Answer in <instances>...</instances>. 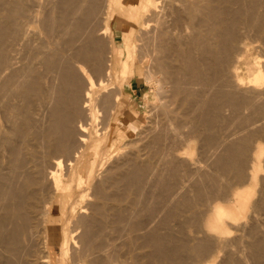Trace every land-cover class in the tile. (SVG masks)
I'll return each instance as SVG.
<instances>
[{"label": "bare ground", "instance_id": "1", "mask_svg": "<svg viewBox=\"0 0 264 264\" xmlns=\"http://www.w3.org/2000/svg\"><path fill=\"white\" fill-rule=\"evenodd\" d=\"M34 1H36V0H34ZM92 1H94V0H92ZM162 1H164V0H162ZM195 1L196 2L190 1L191 3L188 5L189 8H188L187 13L190 15V17L192 15L193 17H191L190 19L194 20L193 18H195L197 16V14L202 12L204 14L203 18L200 15L199 16L201 18L200 17L199 18L202 20V23L205 22L206 24H208V30L205 31V32H202L203 30L200 31L199 27H198V29H197L194 37L192 38V40L191 41L190 40L187 41L188 43H185V45L183 47H179L177 44H176V47H174V46H172L173 44L171 43L172 44L171 45L172 46V50H174V52L171 50L174 53V54L171 53V55H172L171 57L173 58V55H174V57H175L174 59H176V61H180V67L176 68L177 65H174V66L172 65V66L174 68H176L177 71H178V68H180L179 70L182 71L181 72L182 74L177 73V72L176 73L180 74L181 78L184 75L185 76L184 78L185 79L187 78L186 82L188 83V85L189 84H191V85L195 84V85L198 86L197 89H196L197 92L193 91L194 93H196L195 97H194L195 94L193 92L190 93V94L187 93L188 95L186 93H183L185 90L182 92V94L188 96L187 98H184V99H186L185 100L186 103L183 102L184 103L183 106H186V104L195 101L196 109H195V106H194L193 111L191 113L190 112L188 113L189 115L191 114L189 120L185 119L186 117L184 118L183 113L184 112L186 113V111H184L183 113L181 112L183 116L179 115L180 114L179 111H182L183 110L182 108H184V107H182L181 110L178 111L179 114L176 113V109L174 111H172V112H174L173 114L179 115V118L177 117V115H176V117H174V118H178L179 119V120L177 119V122L175 121V123L178 124V125L181 124L180 125L181 127H183V126H186V127H184L185 128L184 131H183L184 135L181 134V133L178 135V136H180V135L184 136V137L180 136V137H182V139L184 138L183 140L180 138V140L182 142L180 141L181 143H179V144H181V145H179V146H177L175 148L171 147L173 149V153L172 154L170 153V154H171L172 157L173 156L174 157H182V158L190 157V159H192L191 156H192V152H193V148H194V143H195V141H197V139L204 138V139H206L205 141H206L207 144H211L210 143L211 142L210 133H212V132H210V131L213 128L212 127L213 123H211L212 124V126H211L210 122H211V117L212 116L211 117L209 116V113H208V112H210L209 110H213V111H211V113H215L216 115H218L220 113L222 107H223V109L225 107L226 108L229 107L232 110L233 109L234 110H239L241 112L243 111V110H240L241 108L242 109H250L252 112H251L250 115L248 113V116L245 117V120L252 121L250 123H253V121L256 122L257 120L258 121L262 120V122L259 124L261 126V130L259 132L260 133L259 137L260 136H264V67H263V65L259 64L260 62L258 60H256L255 57H251L252 53L251 54L249 53V47H248V45L251 47V45H250L251 44V40H252L251 38H253L252 32H251L252 35L250 34L251 38L249 37V33L248 32H250V30H253L254 34L256 35V37L254 38L255 42H256L257 38L258 39H260V38L263 39L262 37L264 35V12H261V9H262L261 7H264V0H205L203 2L201 0L200 1L195 0ZM1 2H3V0ZM6 2L7 3L9 2V4L11 6L8 7V9L6 11L4 10L5 13H2V12L0 13V142H1L0 146H1V148L4 147L2 150L8 149L10 151V154L7 155V157H9L11 155V161H10V163L8 162V164H9V171H7L8 173L7 174H3V172H2V174H0V264H25V263L27 264L28 263L27 261H29L30 260L29 258H31L33 255L30 257V255H29L30 252L28 253V256L26 255L27 253L25 254L24 249L26 248V246L24 247V244H21V242L25 238V235L23 233H25L28 230V226L31 225L33 219H37L36 220L37 222L35 221L34 226L36 227V225L38 224L37 227L40 226V228H41L40 234L42 233V240H43L42 243H43V247L45 248V255L41 256L42 258L40 259V262L43 263V264H50V255H49L48 250L46 249V241H47V223H48V220H49V216L48 215H49L50 210H51V197H49V195H50V194H48L49 192L47 193L48 195L43 194V192H45L44 191V189H45L44 185H45L46 180H50V183H51V186H52V194L55 193V192L64 193V192L72 191L71 187H70V183H68V185L65 186V185H63V182H62V179H61V172L63 170L62 168H64L63 167L64 158H66L65 160L68 161L67 164L71 166L70 168H68L69 175L71 176V180L74 177L77 176L75 178L76 179V188L80 190V193L75 198H74V195H72V197L70 199L71 201L69 202V205H68L69 207L67 209V212H62L61 210L59 211V213L62 216V223H61L62 225H61V228H60L61 229V233H60L61 241H60V245H59L60 248H61V260L64 261V262H67V264H69V260H68L69 253L68 252H69L70 245L72 244L71 240H74V238L75 239L78 238L80 240H77V241L78 242L80 241V243L82 245V249H81V245L79 243V246H80L79 252L80 251L84 252V253H82V252L79 253L77 250H75L76 248L74 249L76 251V253H74V255L79 253L78 255H75V257L80 255L79 258H81V259H79V260L77 259L79 264H82V262L84 260H88L90 262V263L88 262L89 264H98V263H100V264H113L112 262H110L111 261V258H109L110 256L108 257L109 259L107 257L104 258V259H107L109 261L105 260L103 262V260H104L103 257L100 260L101 257L98 258V256H97L98 253L96 254V251L100 249L101 244H102V242L100 243V241H97V239L99 240L98 237H100L98 235L101 234V233L99 234L98 232H99V230L101 232L102 228H100V229H99V227H98V229H97V227L95 228V224H94L95 222L94 221H96V220H93L94 219L93 217L91 219L92 222H90L91 220L88 219L89 220V224L87 223L88 221L86 222V220H85L87 218L84 217L85 218L84 219L83 216L81 218H79V219L76 218L75 219L76 221H72L73 223L75 222L74 225L72 224L73 228L71 226H69V223H72V222H70V217L75 216V214L77 212H79V213L81 212V213L86 214L85 213V209L87 207L85 206V203L87 201L84 203V205H83V202L85 201L86 196L89 195L86 192V189H88L89 187L85 188L87 186V185L85 186V184L90 182L94 178V176H96L95 175L96 171H98V170H100L102 168L104 169V167H103L104 166V162H105V160H107L108 157H110V153L114 149V145H115L114 137L116 135L120 136V137L124 136L123 129L121 127L125 123L126 120L124 119V114L119 112V111L117 112V110H116V104L119 103V96L118 97L115 96V98H114L115 103H114V102H110L109 101L110 98H112V97H109V99H108V97H106V96H108L109 94L108 95L106 94L105 98H106L107 102L109 101V103H107L105 101L104 102L109 105V106L107 105V107H106V104L104 105L105 107L103 106V102L102 101L105 100V99H103L102 101L98 100L99 99L98 96L100 97V99L102 98V96H100V94H99L100 92L104 93V91H105L107 93V92L110 91L108 89L111 88L109 80L105 79V77L106 78L110 77L111 73L114 74L115 76H116V73H119L121 76H126V74L128 72V69H129L130 58L132 57V54L134 53L133 52L134 51V49H133V47H134L133 41H131L129 36L123 34L122 35V42H121V44L123 43V46H122L121 49L119 47L120 45L116 47V52H117L116 54L118 55V58H117V61L114 62V60L112 59V56H111V51H110L111 48H112V42H113L112 29H111V23L110 22H113L114 17H115V15H117V13H121V14H123L124 17H119L118 21L115 22L116 23L115 25H118L120 27L124 23V19L132 21V19L135 18V16H136L138 11H140V10L144 11V10H147V9L155 6L156 5L154 3L155 0H107V10L105 12L104 21H103V24H102L101 31L98 32L101 35H103L104 38H107L106 40H108L107 44H108V47H109V54H108V61H107V63H105L106 66L103 63V62H105V60H101V57H100V56H102L101 53L99 55V52L101 50H98L99 49L98 48L99 47L98 44L100 45V42L97 44V42H95V41L94 42L92 41V43L90 41V43H91L90 46L88 44H87V46L86 45L82 46L83 44L80 41V40H82L81 39L82 37L80 36V33H81V35H83L84 33H82V32H85V30H83V31H81L79 33V30L81 29V26H82V24H81L82 22L81 23L80 22H76L75 24H73L72 26L74 28L71 27V25L69 27V24H68L69 29L66 27L67 30H71L70 28H72L73 31H75L73 33L72 30H71L72 34H70V32L68 31L69 34H70L69 36H72L73 34H76V35H79V36L75 35L77 38L75 36H72V37H69V39L67 38L68 40L67 39L66 40H62L61 42H59L61 39L52 40V37L49 34L50 32L49 31L47 32V30H51L52 27H50L51 28L50 29L47 26V29L45 31V34L46 33L47 34H46V39L44 40V42H42V43L37 45V41H35L36 42V43L34 42L35 44H33V43L31 44L32 40L30 39V35H29V38H27V35L29 33H31V31L29 30L30 32L27 33L26 30H25L26 27L24 29H22V24L24 22L22 24L19 23V22L22 21V20L20 21V17L22 15V10H23L22 3L23 2L21 3V0H6ZM6 2H4V3H6ZM67 2L70 3L69 0ZM214 2H216V4ZM29 3H31V2H29ZM37 3H38V0H37ZM37 3H36V8H37ZM93 4H91V7H92ZM27 5H26L25 8H27ZM4 6H2V7H4ZM29 6H31V5H29ZM122 6H127V9H123ZM159 6H161V5H159ZM96 7H97V5H96ZM163 7H165V5ZM31 8H32V6H31ZM71 8H72V6H71ZM162 8L160 9V7H159L160 10H162ZM66 9H67V5H66ZM78 9H79V7H78ZM76 10H77V8H76ZM94 10H95V8H94ZM96 10H97V8H96ZM155 10H153V11H155ZM0 11H1V9H0ZM33 11H34V9H33ZM30 12L31 13H35V12H32L31 10H30ZM76 13H77V11H76ZM76 13H73V14H76ZM157 13H159L158 10H157L156 14ZM163 13H164V11L162 12V14ZM90 14H92L91 11H90L89 15ZM25 15H26V13H25ZM65 15L66 14L63 13L61 18L58 17L60 19V21H59L60 22L59 24H61L60 27H62L64 25V23H65V21H66V19L68 17V16H65ZM33 16L35 17V15H33ZM95 16H96V14H95ZM151 16H149V17H151ZM34 17H32V19ZM154 17L153 18L155 20L156 16L154 15ZM82 19H84V18L82 17ZM151 19L152 18H150L149 20H151ZM200 19L198 21L199 24L204 25V23L202 24L200 22L201 21ZM35 20H37V19H35ZM162 20H163V18H162ZM39 21H40V19H39ZM44 21H45V19H44ZM56 21H58V20H56ZM41 22H43V21H41ZM84 22H86V21H84ZM148 22H150V21H148ZM154 22H156V21H154ZM67 23H71V21L70 22L67 21ZM143 23H147V22L143 21ZM157 23L159 24L160 20L158 22V19H157L156 24ZM24 24H27V23H24ZM24 24H23V26H26ZM34 24H36V23H34ZM46 24H47V22H46ZM50 24H52V23H50ZM162 24H163V22H162ZM140 25H142V23ZM147 25H148V23H147ZM156 26H157V28H159L158 25H156ZM162 28L164 29L165 27L163 26ZM201 28H202V26L200 27V29ZM40 29H42V28L40 27ZM82 29H84V28L82 27ZM159 31H160V29H159ZM163 31L164 30L161 29L160 33L163 34ZM167 31H164L165 32L164 35H166ZM90 32H92V31H90ZM167 34H168V32H167ZM33 35H34V33H33ZM89 35H86V36L89 37ZM41 36H42V34H41ZM161 36H163V35H160L159 37L161 38ZM39 37L40 36H38V38ZM78 37L80 38V40H78L79 39ZM40 38H42V37H40ZM72 38L76 39V42H75V40L72 41L73 40ZM90 38H93L92 34H91ZM160 38H158V39H160ZM165 38H166L165 36L163 38H161V43H162V41L166 42ZM189 38L191 39L190 36H189ZM167 39H168V36H167ZM30 40H31V42H29ZM35 40H38V39L36 38ZM77 40H78V42L79 41L80 42L78 43ZM71 41H72V43H70ZM165 42H164L163 46L161 44L162 48H161V46L159 47L160 51L162 49V52H164L163 47L165 46ZM258 42H256V43H258ZM76 43H78V44L81 43V45H79V48H78V45H76ZM73 44L76 45L74 48L71 47ZM102 44H103V42H102ZM17 45L18 46L19 45L22 46V48L18 47ZM167 45H168V47L170 49L171 46H169V44L166 43V47H167ZM164 49L166 50V48H164ZM262 51H264V50H262ZM105 52H108V51L105 50ZM166 52L169 53L167 50H166ZM258 53H260V52H258ZM21 54H22L24 63L19 62V64L22 63V65L20 64L21 67L19 66V68H17L16 66L13 65V63H14V61L17 62V59H18V57ZM160 55H162V54H160ZM160 55L156 56L158 61L160 60ZM164 55L161 56V57L163 58ZM167 58L168 57L166 55V59ZM177 58L179 60H177ZM256 58H257V56H256ZM103 59H106V58H103ZM163 59H165V58H163ZM152 60H155V59H152ZM158 61H156V62H158ZM72 62L74 63V65L72 64ZM161 62H162V60H161ZM114 63L117 65L116 71H113ZM160 63L158 62V65H160ZM163 63L164 62L161 63V66L166 67L167 63H164V65H163ZM71 64L74 67L76 66L78 71L81 73V74L80 73L79 74L84 77L85 83H80L82 81L78 78L79 76L76 73L77 70L75 71V69L72 67ZM85 64H89L90 65V69H87L88 67H86ZM176 64H179V62L178 63L176 62ZM156 66H157V64H156ZM161 66H158V67L162 68ZM167 66H168V64H167ZM174 68L173 69L171 68V69L173 71H175L176 69H174ZM91 69L93 71H91ZM163 69H164L163 71L166 73L165 70L167 68L166 69L163 68ZM172 70L170 72H172ZM159 71H161V69ZM163 71H162V73H164ZM165 73H164V75L167 76ZM149 74L150 73L147 74L149 77L147 75L146 76H147L148 80L149 79L152 80L153 76L151 77L152 78L151 79ZM165 76H164V78H165ZM20 77L23 78V80L20 79L21 81H19L18 78H20ZM181 78L179 76L180 80H181ZM56 79L59 80L58 85H56V83H55ZM165 79H168V77H166ZM175 79H177V77H175ZM179 79H177V80H179ZM185 79H183V80H185ZM186 82H185V84L187 85ZM191 85L189 87L188 86L186 87V89L189 88L188 92H189L190 89L194 88V87L192 88ZM178 90H180V89H178ZM194 90H195V88H194ZM185 92H187V90ZM111 93H110V95H111ZM116 93L118 94L119 92H116ZM178 93H180V92H178ZM114 94L115 93L113 92V95ZM14 96H16V97L18 96L21 99V102H18V103H21L20 106L17 105L18 107L15 106L16 104L14 105V104L10 103V100ZM103 96H104V94H103ZM32 99H34V101H32ZM17 100H18V98H17ZM111 100H113V99H111ZM32 103L34 105L36 104L39 108H41L42 116L43 115L46 116V117L44 116L46 118V120L44 119L45 122H42V123H45V125H40L39 124V127H37V128L35 127L36 129H32L31 128L32 124H31V117H30V108H31ZM110 104L111 105L114 104V106L113 105L111 106ZM193 104H194V102H193ZM100 105H101L102 109L104 108V110L101 112V114L104 111L106 113L107 110H105V108H109L111 106V109L108 112L109 115L106 116V118H105V120H107V122H108L107 124L111 125L110 131L109 130H104V128L102 129V131L100 129L95 128L94 129L95 135L93 137H89L88 136V125H98V124H102L103 121H104V120H101V119H104V116L100 115V110H102L100 108ZM180 105H181V103H180ZM188 106H186V107H188ZM167 107L168 106H166V108ZM185 109H187V108H185ZM188 109H190V108L188 107ZM163 110H165V109H163ZM39 111H40V109H39ZM194 111L196 112L194 114L195 116L197 115L196 117L193 115ZM217 111H219V113ZM239 111H238V113H239ZM246 111H248V110H245L243 113H245ZM82 112H84V114ZM168 112L166 114V117H167V115L170 114L171 115L170 118H173L172 114H171L172 112L170 111L171 113L169 112V114H168ZM108 113H106V114H108ZM211 113H210V115H212ZM162 114L165 115V112L162 113ZM102 115H104V114H102ZM111 115H113V116L111 117ZM76 116H79V117L77 118ZM180 116L183 117V119H181V121H180V118H181ZM74 117H76V121H77V122L75 121L76 122V127L75 128L72 127L73 123H74ZM107 117H109V118L107 119ZM41 118H40V120H41ZM163 118H164V120L167 121V118H165V117H163ZM174 118L172 119L173 121H174ZM187 118H189V117H187ZM214 118H216V117H214ZM242 118H244V117L242 116ZM8 120H11L9 122H11L10 124H12V126L10 128L8 127L9 129L6 127V123L8 122ZM122 120H123V122H121ZM172 120H170L169 122H171ZM182 120L185 121V122H186V120H188V121L185 124V122L183 123ZM161 121H163V119ZM212 121H214V120H212ZM37 122H39V118H38ZM169 122L168 123L166 122V124H168V126L172 125ZM179 122H181V123H179ZM166 124H165V126H167ZM173 124H174V122H173ZM222 124H224V123H222ZM174 126L172 125L173 128L177 127V125L175 127ZM209 126L211 127V129H210ZM104 127H106V126H104ZM223 127H225V126H223ZM173 128H172V130H173ZM179 128H176V129H179ZM162 129H163V127H162ZM169 129L171 130V127ZM209 129H210V131H209ZM258 129H260V128H258ZM160 130H161V128H160ZM166 130H167V128H166ZM181 130H183V128ZM162 131H164V130H162ZM177 131L179 133L180 129L176 130V132ZM173 132H175V131H173ZM178 133H176V134H178ZM234 133L235 132H233V134ZM251 133H253V132H251ZM163 134H164V132H163ZM173 134H175V133H173ZM221 134L223 135V132ZM244 134H245V132H244ZM9 135L10 136L12 135V137L15 136L16 140L12 139V137L10 138ZM175 135H174V138L176 139L177 135L176 136ZM256 135H258V134H256ZM165 136L166 135H164V137ZM178 136H177V141H176L175 144H177L178 141H179L178 140V138H179ZM255 136H254V138H255ZM157 138H159V137H156V139ZM256 139H255V141H257V142L254 143L255 145L253 147V150H252V152L249 151V153L251 152V154L248 155V156H251V160H249L251 162V166L248 165L249 168H250L249 171L243 172V171H245V170H243L244 167L242 165L243 163L241 162L242 161V157H244V156H242V154L245 153L243 149L240 151V154H239L240 157L238 158L239 160H236L238 155L236 156V159H235L236 161L234 159H232V158H235V156L233 154L231 155L232 158H229L230 160H228L229 161V162H227L228 164L226 163V159H228V156L230 154L226 157V159L224 158L225 161L222 160V161H224L226 163V166H225V163H223L224 165H222V166H225L227 168H230L231 166H233V168H236L238 170V173L236 174L234 172V169H232L233 172L236 174L237 178L240 179L244 175V173H247V175H244V177L246 176L249 186L248 185L247 186H243L242 189L236 190L233 193L231 192L232 193L231 194V198H229V199L232 201V203L230 205L218 204V202H217L218 200L216 201L217 204L215 203L212 206L210 205L211 207L208 210L209 211L208 217H207V214H206L205 216L207 217V219L205 220L203 218L205 222L201 221L203 223V225L202 224L201 225L204 226V229L206 231L204 233H207L211 237H216L217 239H219L221 237L224 238L223 236H225L227 234V232H229L228 231L229 227L237 228V227H239L238 225H240L241 222H242V224L240 226L243 225V221L247 222V221H245L246 219L244 220V218L246 216V213H247L249 207L251 206L250 201H251V195H252V190H253L252 186L256 187L255 184H257L258 177H259L257 175V171L261 168L262 161H264V143L260 142L261 140L258 141L259 139L258 140H256ZM76 142H78V145L76 146V149H74ZM201 142H202V139H201ZM233 142H235V141H233ZM230 143L232 145V142H230ZM245 143H246V141H245ZM163 144H165V143L163 142ZM247 144H248V141H247ZM241 146H243L242 148H244V144L241 145ZM167 147H168V145H167ZM206 147H207V145H206ZM229 148H230V152L232 153V151H233L231 149L232 147H228L227 150H225V153H227L229 151ZM121 149H123V148H121ZM172 149L171 150L169 149V150L172 151ZM246 151H248V149ZM6 152H5V154H6ZM88 152H91L92 156H91L89 162L87 164H85L84 160H85V156H86V154ZM165 153L168 156V153L164 151V154ZM233 153H234V151H233ZM246 154H247V152H246ZM49 157L53 158V160H54L53 161L54 165H52V168H49V165L45 166L47 163L45 165H43L46 162L45 159H48ZM168 157H170V156H168ZM174 157L171 159L172 161H173ZM9 159H10V157H9ZM243 159H245V158H243ZM6 161H8V160L6 159ZM172 161L170 163H173ZM159 164H157V165H159ZM221 164H219V165H221ZM154 165H155V163H154ZM154 165H152V166H154ZM141 166L142 165H140V167ZM161 166H162V164H161ZM6 167H8V166L6 165ZM43 167H45V170H46V168H48L46 170L47 173H45V170H43ZM145 168L146 167H144V169ZM246 168H248V167L246 166ZM3 169H5V168H3ZM149 169L150 168H148V170ZM202 169H204V168H202ZM83 170H85V172H86L85 177L82 175V171ZM164 170H166V168ZM229 170L231 171V169H229ZM237 170H235V171L237 172ZM43 171H44L45 175H44ZM138 171H139V169H138ZM179 171H180V169H179ZM154 172H155V170H154ZM163 172H162V175H163ZM96 173H99V172H96ZM158 174L160 175V173H158ZM222 174H223V172H222ZM235 174H234V176H235ZM177 175H178V173H177ZM262 175H261V177H262ZM210 177H209V179H210ZM236 177H234V178H236ZM157 178H159V177L157 176ZM232 178H233V176H232ZM188 180H189V178H188ZM242 180H244V178ZM181 181H182V179H181ZM235 181H238V180L235 179ZM262 181H261V183H262ZM238 182H237V184H238ZM47 183H46V187H48ZM209 183H211V182H209ZM244 183H245V180H244ZM143 184H145V183H143ZM219 185H220V183H219ZM210 186L212 187V185H210ZM232 186H233V184H232ZM92 188H93V185H92ZM49 189H50V187H49ZM49 189H48V191H49ZM226 189L227 188H225V190ZM220 190H222V189H219V191ZM95 191L97 193H99V195L96 194V196H95L94 192H93L91 197L99 198L100 196H102V198H104L103 195H105V194H103V192H101V191L99 192L97 190H95ZM204 192H206V190ZM100 193H102V194L100 195ZM159 194H160V192H159ZM220 194H222V193H220ZM45 196L46 197L48 196L47 199L45 198ZM137 196H140V195H137ZM72 198H74V199H72ZM88 198H89V196H88ZM206 199H208V198H206ZM93 200H91V201H93ZM101 200H103V199H101ZM175 201H177V200H175ZM224 201H226V200H224ZM93 202L96 203L97 201L96 202L93 201ZM260 202H262V201H260ZM228 203H230V202H228ZM96 204H97L96 206L99 205L98 203H96ZM167 204H168V202H167ZM262 204L263 203H261L260 205H262ZM177 205H178V203H177ZM200 205H202V204H200ZM187 206L189 207V205H187ZM152 207H154V206H152ZM92 208H93V206H92ZM173 211H175V210H173ZM251 211H252V208H251ZM91 212H92V209H91ZM205 212H206V210H205ZM255 212L257 213V211H255ZM79 213H77V214H79ZM164 213H163V215H164ZM260 213H257V214H260ZM65 214H68V216H66ZM97 215L94 214L93 216H97ZM115 215L117 216L118 213H116ZM202 215H204V214L202 213ZM37 216H38L39 219L37 218ZM91 216H92V213H91ZM120 216H122V214H120ZM154 216H156V215H154ZM169 216H172V215H169ZM247 216H249V215H247ZM202 217L203 216H201L200 219ZM95 218H98V216L95 217ZM251 219H253V218H251ZM72 220H74V219H72ZM185 220H186V218H185ZM98 221L99 220H97V222ZM121 221H123V220H121ZM248 221L251 222V220H249V219H248ZM262 221H263V219H262ZM139 224H140V222H139ZM182 224H184V223H182ZM185 225H187V223ZM247 226H248V223H247ZM70 227L72 229H70ZM128 227H127L128 228V232L130 233L132 231V228H130L129 225H128ZM191 227H192V225H191ZM245 227H244V229H245ZM149 228H151V227H149ZM240 228H242V227H240ZM249 228H251V227H249ZM25 229H26V231H25ZM162 229H164V228H162ZM177 229H178V227H177ZM231 229L232 228H230V230ZM38 230L40 231L39 228H38ZM74 231L75 232L76 231H78V232L80 231V234L77 232L79 234V236L77 235L78 237H76V235H75L74 238L72 237L73 236L72 234H74L73 233ZM192 231H194V230H192ZM235 231H238V230L236 229ZM247 231H249V230H247ZM137 232H139V231H137ZM149 232L148 233L145 232L147 235L145 237L142 235L144 239L142 238L143 240H141V239L140 240L141 241L145 240V241L148 242V240H146V239H147L148 234H151V232L150 233ZM28 233L29 232H27V234ZM158 233H157V235H158ZM179 233H180V229H179ZM249 233H250V231H249ZM255 233H253V234H255ZM258 233H259V231H258ZM151 236H155L153 238L156 239V241H158V242L164 241V238H161L160 236L156 237L155 234L153 235V230H152V235H150V237H149L150 240H151ZM175 236H177V235L175 234ZM186 236H187V234H186ZM227 236H229V235H227ZM138 237L139 236H137V238ZM164 237H165V242H166V236H164ZM229 237L233 238L232 236H229ZM153 238L151 240L152 242H150V243L154 245V248L156 249V251L161 255V257H158V259H161L162 256L163 257L166 256L167 258L169 257V259L171 257H173L172 256L173 253L172 252L170 253V251H172L173 249L172 250L168 249L169 251L167 249H164L161 246L162 245H166V244L165 243L163 244V242H162L161 245H160V243L157 244L154 241ZM160 238L162 239L161 241H159ZM100 239H102V238H100ZM217 239L213 240L214 243H216L215 240L218 242ZM208 240H210V238H208ZM208 240H206L207 242L205 241L203 244L200 245V250L196 251V253H202L203 252L205 254V251L208 248ZM234 240H237V238L233 239V242H234ZM261 240H260V242H262ZM69 241H70L71 244H69ZM174 241H175V239H174ZM219 241H221V240H219ZM231 241H232V239H231ZM253 241H254V239H253ZM256 241L258 242V243L256 242L258 245H257V249L255 251H257V253H259V254L260 253L263 254V251H262L264 249L262 247L263 244L261 245L259 243V240H256ZM72 242H76V241H72ZM147 242H145V243H147ZM175 242H177V241H175ZM178 242L180 243V241H178ZM191 242H193V241H191ZM127 243L129 245L128 241H127ZM145 243H143L144 246H145ZM154 243H156V244H154ZM235 243H236V241H235ZM102 245H105V244H102ZM157 245H159V246H157ZM180 246H182V245H180ZM185 246H187V245H185ZM251 246H253V245H251ZM128 247L130 248V245ZM221 247H223V246H220V248ZM27 248H30V247L27 246ZM145 248H146V246H145ZM192 248H194V247H192ZM226 248H224V249H226ZM244 248H245V246H244ZM255 248H253V249H255ZM26 249H25V251H27V250L29 251V249H27V250ZM102 249H104V247ZM148 249H149V247H148ZM235 250H237V249H235ZM99 252H100V250H99ZM126 252H128V250ZM129 252H130V249H129ZM138 252H141V251H138ZM153 252H151V253H153ZM143 253H141V254H143ZM206 253H207V251H206ZM32 254H34V253H32ZM95 254H96L97 257L95 256ZM243 254H244V251H243ZM262 254H260V255H262ZM25 255L28 257L29 260L26 259L27 257L26 258L24 257ZM40 255H41V253H40ZM87 256H89V258L91 256L92 259L91 258H90L91 260H89V258L87 259ZM128 256L129 255L127 254L126 257H128ZM190 256H191V254H190ZM238 256L240 257V255H238ZM75 257L73 256V260L75 259ZM150 257H148V259ZM191 257H193V256H191ZM33 258H35V257H33ZM152 258H153V256H152ZM207 258H208V256H207ZM130 259L131 258L129 256V261H131ZM162 259H164V258H162ZM37 260H38V258H37ZM114 260L112 259V261H114ZM164 260H166V259H164ZM188 260H189V258H188ZM237 260H238V258H237ZM178 261H179V259H178ZM32 262H34V261H32ZM101 262H103V263H101ZM151 262H152V260H151ZM153 262H155V261H153ZM190 262L187 263V264H190ZM193 262H196V259ZM193 262H191V264H193ZM211 262H212V259H211ZM230 262H233V261H230ZM234 262H236V261H234ZM241 263L243 264V262H241ZM120 264H132V263H130V262H128V263L126 262L125 263L124 262V263H120ZM183 264H186V263H183ZM207 264H208V262H207Z\"/></svg>", "mask_w": 264, "mask_h": 264}, {"label": "rangeland", "instance_id": "2", "mask_svg": "<svg viewBox=\"0 0 264 264\" xmlns=\"http://www.w3.org/2000/svg\"><path fill=\"white\" fill-rule=\"evenodd\" d=\"M2 0H0V13H5V11L8 9V7H10L11 5L9 4V2L7 3L6 0H3V2H1ZM52 1V2H51ZM58 1V2H57ZM68 0H38V3H37V0L34 1V0H21V3L23 5V10H22V15L20 17V21L19 23H27V24H24L26 26H23L22 24V29H24L25 27V30L27 33H29L31 31V33H29L27 35V38H29V35H30V39L31 40L29 42H31V44H35L37 41V45L44 42V40L46 39V34H45V31L47 29V26L48 28L52 27L51 30H47V32L49 31L51 37H52V40H58V39H61L59 42H61L62 40H66L67 38L69 39V37H72V36H75L76 34H73L72 36H69L71 33V30L72 32L74 33L75 31H73L72 28H70L71 30H67L66 27L69 29L70 25L71 27H73L72 25L75 24L76 22H82V26H81V29L79 30V33L83 30H85V32H82L84 33L83 35H81L80 33V36L82 37L81 39L83 40H80V38L78 40H80L82 42V46L86 45L87 44L90 46L92 41L94 42H97V44L100 42V45L98 44V50H101L99 52V55L101 53L102 56L101 57V60H105V62H103L104 64L107 63L108 61V54H109V47H108V40H106L107 38H104L103 35H101L100 33H98L99 31H101V28H102V24H103V21H104V17H105V12L107 10V0H69V2H67ZM84 1V2H83ZM91 1V2H90ZM161 1V2H160ZM183 1V2H182ZM190 1H193V2H196L195 0H190ZM189 0H155V6L147 9V10H140L137 12L136 16L134 19H132V21L130 20H125L124 19V23L119 27L118 25H115L118 21V18L119 17H124L123 14L121 13H117V15H115L114 17V20L113 22H110L111 23V29H112V37H113V42H112V48H111V56H112V59L114 60V62L117 61V58H118V55L116 54V47L119 46L120 49L122 48L123 46V43L121 44L122 42V35L125 34L127 36L130 37L131 41H133L134 43V53L132 54V57L130 58V61H129V69H128V72L126 74V76H121L119 73H116V76L114 74L111 73V76L106 78L105 79H108L109 82H110V86L111 88H109L108 90H110L109 92H100V96H102V98L100 99V97L98 96V100H103V106L106 104L105 102H107L105 96L106 94L108 96V99L109 97H112L110 98V102H114V98L115 96H119V103L116 104V110L117 112H121L124 114V119L126 120L125 123L122 125V129H123V133H124V136L123 137H120V136H115L114 137V141H115V145H114V149L113 151L110 153V157L107 158V160H105L104 162V169H100L96 172H99V173H96L95 172V175L94 178L88 182L87 184H85V188L89 187L88 189H86V192L87 194H89V198L88 196H86V199L85 201L83 202V205L85 203V206L87 207L85 209V213H79V214H75V216L73 217H70V222L72 221H76L75 219L76 218H81L83 216V218H87L85 219L86 222L89 224V220L92 219V217L94 218L93 220H96L94 221L95 223V228L99 227L102 228L101 232L99 230V234L98 237L99 240L97 239V241H100V243L102 242V244H105V245H102L101 244V247L104 249H102L100 247V252L99 250L96 251V254L98 256V258H100V260L104 258H111V261L113 264H120V263H132V264H183V263H189L190 261L193 262L195 259H196V262H193V264H242L241 262H243V264H264V161H262L261 163V168L257 171V175L259 176L258 177V181H257V184L256 187L252 186V195H251V201H250V204H251V208H252V211H251V208L249 207L247 213H246V216L249 215V216H245L244 220L247 221V222H244L243 221V225L240 226L238 225L239 227L237 228H234V227H229L228 228V231L227 234L225 236H223L224 238H219L217 239L216 237H211L209 236L207 233H204L206 232L205 229H204V226L202 222H205L204 219L206 220L207 217H208V213H209V209L210 207L213 205V204H221V205H230L232 203V201L229 199L231 198V194L236 191V190H239V189H242L243 186H247L248 185V181H247V178L246 176L244 177V175H247V173H244V175L239 179L236 177V174L238 173V170L236 168H233V166H231L230 168H227L225 167L226 166V163L229 162L228 160H230L229 158H232V154L235 156V158H232V159H236V156L238 155L237 159L236 160H239L238 158L240 157V151L243 149L245 153L242 154V165L244 167L243 172H246V171H249L250 168L249 166H251V162L249 160H251V156H248L251 154L252 150H253V147H254V143H256L260 137V139L258 141L264 143V136H260V130H261V126L259 125L262 120H257L256 122L253 121V123H250L252 121H248V120H245V117L248 116V113L249 115L251 114V110L250 109H240V110H243L242 112L239 111V110H232L231 108H224L223 107L221 108V111L219 113V111H217L218 115H216L215 113H211V111L213 110H209L210 112L209 113V116L211 117V122H210V125L212 126L211 123H213V128L212 130L209 131L212 132L210 133V137H211V144H207L206 143V139L204 138H201L202 139V142H201V139H197V141H195L194 143V148H193V152H192V159H190V157L186 158H182V157H174L173 161L171 160L173 157L171 156V154L173 153V149L172 148H175L181 144L182 141L180 140V138L182 139V137H184V127L186 126H183L181 127L180 125L176 124L175 121L177 122V119L179 118V115L183 116L184 115V118L185 119H190V115L188 114L189 112L191 113L194 109V106H195V109H196V105H195V101L194 104L193 102H190L188 104H186V106H188L190 109H188V107L186 106H183L186 99L184 98H187L188 94L187 93H192L193 91L194 92H197V85L195 84H189L186 82L187 78L185 79L184 75L182 76L181 78V75L182 74L181 70H179L180 68H178V71H177V67H180V61H176V59H174V55H173V58L171 57V53L174 52V50H172V46L176 47V44L179 46V47H183L185 45V43H188L187 41H191L192 38L194 37L198 27H199V30H203L202 32H205L208 30V24H206L205 22L204 25H201L199 24V19L203 16L204 14L201 12L199 14H197V16L195 18H193L194 20L190 19L191 17H193L187 13L188 11V8H189V4L191 3ZM200 1V0H198ZM202 2L205 1V0H201ZM6 2V3H4ZM26 2V3H25ZM29 2H33L32 4L29 3ZM42 4H41V3ZM65 2V3H64ZM163 2V3H162ZM189 2V3H188ZM192 2V3H193ZM213 2V1H212ZM36 3H37V8H36ZM58 3V4H57ZM73 3V4H72ZM77 5H76V4ZM94 3V4H93ZM162 3V4H161ZM184 3V4H183ZM216 4V2H214ZM5 6H4V5ZM27 5V8L26 5ZM39 4V5H38ZM65 4V5H64ZM88 4V5H87ZM91 4L92 7H91ZM97 7H96V5ZM161 6H159V5ZM31 5V6H29ZM34 5V6H33ZM44 5V6H43ZM66 5H67V9H66ZM70 5V6H69ZM81 5V6H80ZM87 5V6H86ZM100 5V6H99ZM165 5V7L163 6ZM4 6V7H2ZM40 6V7H39ZM72 6V8H71ZM183 8H182V7ZM187 6V7H186ZM2 7V8H1ZM6 7V8H5ZM79 7V9H78ZM81 7V8H80ZM123 9H127V6H122ZM162 8V10L159 9ZM31 8V9H30ZM77 8V10H76ZM89 8V9H88ZM95 8V10H94ZM97 8V10H96ZM154 8V9H153ZM186 8V9H185ZM261 12H264V7H261ZM34 9V11H33ZM51 9V10H50ZM64 9V10H63ZM156 9V10H155ZM3 10V11H2ZM5 10V11H4ZM30 10L32 12H35V13H31ZM55 10V11H54ZM150 12H149V11ZM155 10L157 12V10L159 11V13L156 14ZM39 11V12H38ZM54 11V12H53ZM77 11V13H76ZM85 11V12H84ZM90 11L92 12V14L89 15ZM164 11V13L162 14V12ZM41 12V13H40ZM52 12V13H51ZM57 12V13H56ZM72 14H71V13ZM83 12V13H82ZM155 12V13H154ZM161 12V13H160ZM26 13V15H25ZM66 14L65 16H68L64 25L62 27L61 24H59L60 22V19L62 14ZM68 13V14H67ZM70 13V14H69ZM73 13H76V14H73ZM86 13V14H85ZM156 16V19L154 20V15ZM174 13V14H173ZM31 16H30V15ZM44 14V15H43ZM96 14V16H95ZM154 17H152L151 15ZM188 14V15H187ZM17 15V14H16ZM35 15V17L33 16ZM85 15V16H84ZM89 17H88V16ZM201 17H200V16ZM29 16V17H28ZM93 16V17H92ZM95 16V17H94ZM151 16V17H149ZM175 16V17H174ZM179 18H178V17ZM189 16V17H188ZM31 17V18H30ZM32 17H34L32 19ZM37 17V18H36ZM59 17V18H58ZM74 17V18H73ZM82 17L84 19H82ZM88 17V18H87ZM200 17V18H199ZM227 17V16H226ZM150 18H152L151 20H149ZM163 18V20H162ZM177 18V19H176ZM37 19V20H35ZM40 19V21H39ZM47 24H46V22ZM54 19V20H53ZM157 19H158V22L160 20V23L156 24L157 22ZM198 19V20H197ZM32 20V21H31ZM58 20V21H56ZM73 20V21H72ZM75 20V21H74ZM201 20V19H200ZM39 21V22H38ZM43 21V22H41ZM71 21V23H67ZM86 21V22H84ZM143 21L147 22V23H143ZM150 21V22H148ZM156 21V22H154ZM36 24H34V23ZM93 22V23H92ZM163 22V24H162ZM202 23V20L200 21ZM52 23V24H50ZM95 23V24H94ZM142 23V25H140ZM202 23V24H203ZM68 24H69V27H68ZM197 24V25H196ZM45 25V26H44ZM159 28H157V26ZM195 25V26H194ZM206 25V26H205ZM85 26V27H84ZM156 26V27H155ZM165 27L164 29L162 27ZM202 26V28L200 29V27ZM205 26V27H204ZM40 27L42 29H40ZM45 27V28H44ZM82 27L84 29H82ZM91 27V28H90ZM161 27V28H160ZM74 28V27H73ZM88 28V29H87ZM98 28V29H97ZM122 28V29H121ZM121 29V30H120ZM160 29V31H159ZM161 29L164 30V31H167L166 32V35H164V31H163V34H161ZM30 30V31H29ZM64 30V31H63ZM89 30V31H88ZM170 30V31H169ZM37 33H35V32ZM44 31V32H43ZM67 31V32H66ZM70 34H69V32ZM92 31V32H90ZM153 31V32H152ZM199 31V32H200ZM55 32V33H54ZM63 32V33H62ZM87 32V33H86ZM253 34V38L250 37V34ZM34 33V35H33ZM66 33V34H65ZM78 33V34H79ZM160 33V34H159ZM171 33V34H170ZM194 33V34H193ZM245 33V32H244ZM249 33V37L253 40H251V47L248 45L249 47V53L251 54V57H255L256 60H258L260 63V65H263L264 67V35H263V39H256V43L254 41V38L256 37V35L254 34L253 30H250ZM32 34V35H31ZM39 34V35H38ZM42 34V36H41ZM62 34V35H61ZM90 34V35H89ZM91 34H92V37L93 38H90L91 37ZM154 34V35H153ZM251 34V35H252ZM68 35V36H67ZM86 35H89V37H87ZM160 35H163L161 36V38H163L164 36L166 37L165 40V46L163 47V50L164 52H162V49L160 51V46L162 44H164V42L162 41L161 43V38L159 37ZM34 38H33V37ZM37 36V37H36ZM38 36L42 37V38H38ZM60 38H59V37ZM76 36H79V35H76ZM75 36V37H76ZM98 36V37H97ZM102 38H101V37ZM167 36H168V39H167ZM189 36L191 37V39L189 38ZM38 40H35L36 38ZM157 37V38H156ZM33 38V39H32ZM56 38V39H55ZM77 38V37H76ZM85 40H84V39ZM101 38V39H100ZM160 38V39H158ZM175 38V39H174ZM177 38V39H176ZM187 38V39H186ZM67 39V40H68ZM75 42H76V39L72 38ZM186 39V40H185ZM40 40V41H39ZM42 40V41H41ZM77 40V42H78ZM106 40V41H105ZM185 40V41H184ZM39 41V42H38ZM70 41V40H69ZM72 41L70 43H72ZM79 41V42H80ZM91 41V43H90ZM156 41V42H155ZM159 41V42H158ZM35 42V43H34ZM78 42V43H79ZM103 42V44H102ZM151 42V43H150ZM256 44H255V43ZM76 43V45H78V48H79V45ZM157 43V44H156ZM166 43L169 44V46H172L166 47ZM172 43V44H171ZM263 43V44H262ZM105 44V45H104ZM255 44V45H254ZM259 44V45H258ZM74 45V44H73ZM71 46V47H75L76 45L74 46ZM257 45V46H256ZM18 46V45H17ZM161 46V48H162ZM18 47H21L22 46H18ZM263 47V48H262ZM166 48V50L169 52L167 53L166 50L164 49ZM170 51H169V50ZM262 51H260V50ZM104 50V51H103ZM108 51V52H105ZM173 52H172V51ZM252 50V51H251ZM158 51V52H157ZM193 51V50H192ZM260 52V53H258ZM105 53V54H104ZM158 53V54H157ZM256 53V54H255ZM258 53V54H257ZM263 53V54H262ZM162 54V55H160ZM165 54V55H164ZM174 54V53H173ZM105 55V56H104ZM160 55V60L158 61V59L156 58V56ZM163 59L161 56H163ZM166 55H167V59H166ZM257 58H256V56ZM194 56V55H193ZM261 56V57H260ZM103 58H106V59H103ZM171 58V59H170ZM152 59H155V60H152ZM262 59V60H261ZM161 60L162 62L164 63H167L166 64V67H163L161 66ZM177 60H179L177 58ZM153 61V62H152ZM158 61L160 63V65H158ZM16 61H14L13 65L16 66L17 68H19V66L21 67L22 63H24V60H23V57H22V54L18 57L17 59V64L15 63ZM19 62H22L19 64ZM102 62V61H101ZM176 62L179 64H176ZM102 63V64H103ZM155 63V64H154ZM163 63V65H164ZM263 63V64H262ZM72 64L74 65V63L72 62ZM71 64V65H72ZM157 64V66H156ZM70 65V66H71ZM72 65V67L75 69L77 75L79 76L78 78L82 81L80 83H85V80H84V77L82 75H80L81 73L78 71V69L76 68V66L74 67ZM86 67H88L87 69H90V65L89 64H85ZM154 65V66H153ZM174 65H177L176 68H174L173 66ZM106 66V64H105ZM158 66H161L162 68L158 67ZM92 67V66H91ZM157 67V68H156ZM93 68V67H92ZM163 68H167L165 71L166 73L163 71L164 69ZM176 69L175 71H173L172 69ZM117 69V65L114 63L113 65V71H116ZM157 69V70H156ZM161 69V71H159ZM170 69V70H169ZM172 70V72H170ZM91 71H93L91 69ZM162 71L167 75L165 76L164 73H162ZM168 71V72H167ZM160 72V73H159ZM170 72V73H169ZM180 73V74H177V73ZM80 73V74H79ZM150 73V78L153 80H148L147 78V74ZM174 73V74H173ZM177 75H176V74ZM170 74V75H169ZM147 75V76H146ZM168 77V79H165L164 78ZM179 76L181 78V80L179 79ZM130 77H132V79L134 80V84L136 85V91L135 92H129L127 87H126V84L128 83V80L130 79ZM149 77V76H148ZM175 77H177V79H175ZM19 81L23 80V78H18ZM21 79V80H20ZM185 79V80H183ZM79 80V81H80ZM56 82V85H58L59 83V80H55ZM84 81V82H83ZM180 81V82H179ZM185 82L187 83V85L185 84ZM192 86V88L194 87L193 89H190L189 92H188V89H186V87L188 86ZM191 88V87H190ZM180 89V90H178ZM107 90V91H108ZM187 90V92L185 91ZM192 90V91H191ZM184 91V92H183ZM113 92L116 94L113 95ZM116 92H119L118 94ZM177 92V93H176ZM180 92V93H178ZM183 93H186L187 95H184L182 94ZM193 92V93H194ZM121 93V94H120ZM102 94V95H101ZM104 94V96H103ZM120 94V95H119ZM194 97L196 96V93H194ZM183 95V96H182ZM114 96V97H113ZM176 96V97H175ZM186 96V97H185ZM192 96V95H191ZM18 98V100H17ZM177 100H176V99ZM113 99V100H111ZM182 99V100H181ZM32 101H34V99H32ZM105 101V102H104ZM109 101L107 103H109ZM14 102V103H13ZM18 102H21V99L20 97H16L14 96L11 100H10V103L12 104H16L15 106H20L21 103H18ZM184 102V103H183ZM18 103V104H17ZM181 103V105H180ZM102 105V104H101ZM100 105V108L102 109ZM108 104H106V107H107ZM111 105V104H110ZM114 106V104H112ZM111 105V106H112ZM162 105V106H161ZM168 106L166 108V106ZM17 106V107H18ZM109 106V105H108ZM111 106L109 108H105V110H107L106 113H108L111 109ZM181 106V107H180ZM105 107V106H104ZM173 107V108H172ZM180 107V108H179ZM184 107V108H182ZM192 107V108H191ZM162 108V109H161ZM172 108V109H171ZM181 108L183 109L182 111H179L181 110ZM187 108V109H185ZM40 109V111H39ZM165 109V110H163ZM169 109V110H168ZM176 109V113L180 114L177 115V114H173L174 111ZM104 110V108L102 110H100V115L101 116H104V119H101V120H104L102 124H98V125H88V136L89 137H93L95 135V131L94 129L97 128V129H100L102 131V129L104 128V130H109L110 131V128H111V125L110 124H107V120H105L106 116L109 115L105 113V111L102 113L104 115L101 114V112ZM115 110V111H116ZM167 110V111H166ZM245 110H248L246 111L245 113H243ZM172 114V117H177L178 118H174V121L172 120L173 118H170L171 115L169 114V112ZM179 111V112H178ZM186 111V113L184 112ZM237 111V112H236ZM239 111V113H238ZM39 112V113H38ZM165 112V115H163L162 113ZM170 115H167L166 117V114ZM183 115H182V113ZM216 112V111H215ZM228 112V113H227ZM236 112V113H235ZM42 110L41 108H39L36 104L34 105L32 103L31 105V108H30V117H31V124H32V129H36L37 127H39V124L40 125H45V123H42V122H45L46 120V116L43 115L42 116ZM84 114V112H82ZM196 112L194 111L193 115L195 114ZM210 113L212 115H210ZM226 113V114H225ZM230 113V114H229ZM238 113V114H237ZM41 114V115H40ZM188 116H187V115ZM198 114V113H197ZM216 116H215V115ZM237 114V115H236ZM186 115V116H185ZM192 115V116H193ZM246 115V116H245ZM45 116V117H44ZM113 115H111L112 117ZM169 116V117H168ZM180 116V117H181ZM191 116V117H192ZM195 116V115H194ZM193 116V117H194ZM197 116V115H196ZM195 116V117H196ZM216 118H214V117ZM242 116L244 118H242ZM42 117V118H41ZM77 118L79 116H76ZM76 117H74V123H73V126L72 127H76ZM82 117V116H81ZM167 118V121L164 120V118ZM189 117V118H187ZM192 117V118H193ZM194 117V118H195ZM238 117V118H237ZM38 118H39V122L38 121ZM41 118V120H40ZM109 117H107L108 119ZM191 118V119H192ZM45 119V120H44ZM83 119V118H82ZM111 119V118H110ZM163 119V121H161ZM181 119H183V117L180 118V121ZM184 119V120H185ZM170 120H172L174 122L171 121L169 122ZM179 120V119H178ZM183 121L182 122L185 124L187 123V121ZM214 120V121H212ZM242 120V121H241ZM11 120H8V122L6 123V127L10 128L12 126V124H10L11 122H9ZM76 121V122H75ZM245 121V122H244ZM123 122V120L121 121ZM166 122L172 124L173 126L177 125L176 128H179L180 129V132L178 133V131L176 132V130H179V129H176V128H173L172 125L168 126V124H166ZM167 126H165V124ZM181 123V122H179ZM182 123V124H183ZM224 123V124H222ZM159 125V126H158ZM222 125V126H221ZM262 125V124H261ZM106 126V127H104ZM161 126V127H160ZM174 126V127H175ZM179 126V127H178ZM225 126V127H223ZM236 126V127H235ZM36 127V128H35ZM163 127V129H162ZM165 127V128H164ZM171 127V130L173 128V130L171 131L169 128ZM8 128V129H9ZM132 128V129H131ZM141 128V129H140ZM149 128V129H148ZM161 128V130H160ZM167 128V130H166ZM183 128V130H181ZM220 128V129H219ZM225 128V129H224ZM260 128V129H258ZM31 129V130H32ZM144 129V130H143ZM151 129V130H150ZM176 129V130H175ZM149 130V131H148ZM164 130V131H162ZM171 132H170V131ZM218 130V131H217ZM258 130V131H257ZM33 131V130H32ZM169 131V132H168ZM175 131V132H173ZM164 132V134H163ZM178 133L176 134L177 136L181 133L183 135H180L178 136V143H176L177 141V136L173 133ZM223 132V135L221 134ZM233 132H235L233 134ZM245 132V134H244ZM253 132V133H251ZM144 133V134H143ZM158 133V134H157ZM241 133V134H240ZM258 135H256V134ZM173 134V135H172ZM143 135V136H142ZM145 135V136H144ZM157 135V136H156ZM160 135V136H159ZM164 135H166L164 137ZM169 135V136H168ZM171 135V136H170ZM174 135L176 136V139L174 138ZM216 135V136H215ZM242 135V136H241ZM244 135V136H243ZM257 137H256V136ZM10 136V135H9ZM141 136V137H140ZM203 136V135H202ZM230 136V137H229ZM232 136V137H231ZM250 136V137H249ZM255 136V138H254ZM12 137V135L10 136V138ZM156 137H159L156 139ZM217 137V138H216ZM141 138V139H140ZM143 138V139H142ZM163 138V139H162ZM172 138V139H171ZM226 140H225V139ZM230 138V139H229ZM243 138V139H242ZM12 139L16 140V137L13 136ZM168 139V140H167ZM175 139V140H174ZM184 139V138H183ZM182 139V140H183ZM217 139V140H216ZM221 139V140H220ZM232 139V140H231ZM155 140V141H154ZM167 140V141H166ZM173 140V141H172ZM224 140V141H223ZM13 141V140H12ZM148 141V142H147ZM158 141V142H157ZM170 141V142H169ZM181 141V142H180ZM214 141V142H213ZM235 141V142H233ZM246 141V143H245ZM247 141H248V144H247ZM154 142V143H153ZM156 142V143H155ZM162 142V143H161ZM163 142L165 144H163ZM172 142V143H171ZM219 142V143H218ZM232 142V145L231 143ZM244 142V143H243ZM1 143V142H0ZM89 143V142H88ZM87 143V144H88ZM204 143V144H203ZM235 143V144H234ZM251 143V144H250ZM171 146H170V145ZM207 147H206V145ZM244 144V148H242ZM78 145V142L75 143V148L76 149V146ZM157 145V146H156ZM162 145V146H161ZM168 145V147H167ZM211 145V146H210ZM124 146V147H123ZM205 146V147H204ZM215 146V147H214ZM221 146V147H220ZM8 147V146H7ZM165 147V148H164ZM172 147V148H171ZM199 147V148H198ZM201 147V148H200ZM205 149H204V148ZM225 147V148H224ZM228 147H232L231 149L234 151H232V153L230 152V148H229V151L227 153H225V150H227ZM4 148V147H3ZM3 148H1L0 146V174H7L9 171V164L8 162L10 163L11 161V155L9 157H7V155L10 154V151L8 149H4L2 150ZM123 148V149H121ZM146 150H145V149ZM164 150H163V149ZM163 151H162V150ZM167 149V150H166ZM172 149V151L170 150ZM248 149V151H246ZM2 150V151H1ZM159 150V151H158ZM236 150V151H235ZM7 151V152H6ZM122 151V152H121ZM143 151V152H142ZM154 151V152H153ZM163 153H162V152ZM164 151L168 153V157L166 155V153L164 154ZM202 151V152H201ZM209 151V152H208ZM249 151H251L249 153ZM2 152V153H1ZM6 152V154H5ZM239 152V153H238ZM247 152V154H246ZM72 153V152H71ZM126 153V154H125ZM154 153V154H153ZM171 153V154H170ZM195 153V154H194ZM223 155H222V154ZM236 153V154H235ZM112 154V155H111ZM170 154V155H169ZM207 154V155H206ZM230 154V155H229ZM212 155V156H211ZM229 155V156H228ZM91 152H88L85 156V164H87L91 158ZM217 156V157H216ZM228 156V159H226V157ZM7 157V158H6ZM194 157V158H193ZM200 157V158H199ZM71 158V157H70ZM135 160H133V159ZM152 158V159H151ZM170 158V159H169ZM217 158V159H216ZM226 159V163L224 162L225 159ZM245 158V159H243ZM6 159L8 161H6ZM49 159V160H48ZM48 159H45L46 162L43 164L46 165L45 166H48L49 165V168H52V165L53 164V158L49 157ZM63 159V158H62ZM66 158H64V165L62 168V172H61V179H62V182H63V185H68V183H70V187H71V190L72 191H69V192H64V193H60V192H55L52 194V186H51V183H50V180H46L45 182V185H44V191L43 194L45 195H49V197H51V210H50V213H49V220H48V223H47V241H46V249L48 250L49 252V255H50V264H67V262H64L61 260V248H60V241H61V223H62V216L61 214L59 213V211L61 210L62 212H67V209H68V205H69V202L71 201V197L72 195H74V198L80 193V190L76 188V177H74L72 180H71V176L69 175V171H68V168H70L71 166L68 165V161L65 160ZM184 159V160H183ZM187 159V160H186ZM3 160V161H2ZM5 160V161H4ZM52 160V161H51ZM156 160V161H155ZM180 162H179V161ZM224 160V161H222ZM235 160V161H236ZM50 163H48V162ZM51 161V162H50ZM160 161V162H159ZM173 162V163H170V162ZM209 161V162H208ZM222 161V162H221ZM135 162V163H134ZM145 162V163H144ZM149 164H148V163ZM157 162V163H156ZM175 162V163H174ZM177 162V163H176ZM133 163V164H132ZM140 163V164H139ZM155 163V165H154ZM160 163V164H159ZM191 163V164H190ZM205 163V164H204ZM213 163V164H212ZM222 163V164H221ZM223 163H225V166H222L224 165ZM139 164V165H138ZM144 164V165H143ZM149 166H148V165ZM159 164V165H157ZM162 164V166H161ZM174 164V165H173ZM186 164V165H185ZM203 164V165H202ZM221 164V165H219ZM228 164V163H227ZM6 165L8 167H6ZM134 165V166H133ZM138 165V166H137ZM140 165H142L140 167ZM154 165V166H152ZM180 165V166H179ZM198 165V166H197ZM201 165V166H200ZM248 168H246V166ZM249 165V166H248ZM176 166V167H175ZM186 166V167H185ZM144 167H146L144 169ZM159 167V168H158ZM161 167V168H160ZM183 167V168H182ZM196 167V168H195ZM206 167V168H205ZM222 167V168H221ZM242 167V168H243ZM5 168V169H3ZM130 168V169H129ZM148 168H150L148 170ZM152 168V169H151ZM166 168V170H164ZM171 170H170V169ZM204 168V169H202ZM217 170H216V169ZM225 168V169H224ZM227 168V169H226ZM246 168V169H245ZM48 168H46L47 170ZM119 169V170H118ZM139 169V171H138ZM160 169V170H159ZM169 169V170H168ZM178 169V170H177ZM180 169V171H179ZM183 169V170H182ZM215 169V170H214ZM224 169V170H223ZM231 169V171L229 170ZM234 169V173L233 170ZM248 169V170H247ZM3 170V171H2ZM43 170H45V167H43ZM45 170V173H47ZM103 170V171H102ZM128 170V171H127ZM155 170V172H154ZM159 170V171H158ZM177 170V171H176ZM199 170V171H198ZM237 170V172L235 171ZM127 171V172H126ZM164 171V172H163ZM189 173H188V172ZM227 173H225V172ZM162 172H163V175H162ZM166 172V173H165ZM171 172V173H170ZM175 172V173H174ZM186 174H185V173ZM220 172V173H219ZM223 172V174H222ZM44 173V171H43ZM44 173V175H45ZM144 173V174H143ZM160 173V175L158 174ZM170 173V174H169ZM178 173V175H177ZM195 173V174H194ZM204 173V174H203ZM232 173V174H231ZM153 174V175H152ZM180 174V175H179ZM208 174V175H207ZM231 174V175H230ZM235 174V176H234ZM263 174V175H262ZM82 175L85 177L86 175V172L85 170L82 171ZM187 175V176H186ZM262 175V177H261ZM142 176V177H141ZM156 176V177H155ZM157 176L159 178H157ZM207 176V177H206ZM211 176V177H210ZM216 176V177H215ZM224 176V177H223ZM233 176V178H232ZM181 177V178H180ZM186 177V178H185ZM210 177V179H209ZM213 177V178H212ZM221 177V178H220ZM236 177V178H234ZM149 178V179H148ZM157 178V179H156ZM161 178V179H160ZM189 178V180H188ZM208 178V179H207ZM244 178L245 180V183H244V180H242ZM87 179V178H86ZM163 179V180H162ZM182 179V181H181ZM184 179V180H183ZM212 179V180H211ZM216 179V180H215ZM235 179H237L238 181H235ZM170 180V181H169ZM201 180V181H200ZM227 180V181H226ZM230 180V181H229ZM263 180V181H262ZM148 181V182H147ZM156 181V182H155ZM161 181V182H160ZM164 181V182H163ZM203 181V182H202ZM206 181V182H205ZM211 183H209V182ZM234 181V182H233ZM242 181V182H241ZM260 181V182H259ZM262 181V183H261ZM48 182V183H47ZM133 184H132V183ZM139 182V183H138ZM238 182V184H237ZM46 183H47V186L46 187ZM93 183V184H92ZM141 183V184H140ZM145 183V184H143ZM155 183V184H154ZM161 183V184H160ZM164 183V184H163ZM202 183V184H201ZM220 183V185H219ZM227 183V184H226ZM259 183V184H258ZM149 184V185H148ZM169 184V185H168ZM178 186H177V185ZM180 184V185H179ZM187 184V185H186ZM194 184V185H193ZM233 184V186H232ZM235 184V185H234ZM50 185V186H49ZM92 185H93V188H92ZM154 185V186H153ZM157 185V186H156ZM197 185V186H196ZM205 185V186H204ZM210 185H212V188ZM224 185V186H223ZM240 185V186H239ZM145 186V187H144ZM188 186V187H187ZM193 186V187H192ZM227 186V187H226ZM242 186V187H241ZM249 186V185H248ZM262 186V187H261ZM50 187V189H49ZM134 187V188H133ZM174 187V188H173ZM206 187V188H205ZM227 188L225 190V188ZM239 187V188H238ZM241 187V188H240ZM169 188V189H168ZM184 188V189H183ZM190 188V189H189ZM195 188V189H194ZM199 188V189H198ZM237 188V189H236ZM260 188V189H259ZM263 188V189H262ZM47 189V190H46ZM49 189V191H48ZM100 189V190H99ZM192 189V190H191ZM204 189V190H203ZM219 189H222L219 191ZM229 189V190H228ZM259 189V190H258ZM92 192H91V191ZM95 190L97 191H101L103 192V195L104 198H102V196H100L99 198H93L91 197L93 192H94V195L96 196V194L99 195V193H97ZM139 190V191H138ZM192 192H191V191ZM200 190V191H199ZM206 190V192H204ZM214 190V191H213ZM224 190V191H223ZM262 190V191H261ZM175 191V192H174ZM187 191V192H186ZM189 191V192H188ZM49 192V193H48ZM90 192V193H89ZM156 194H155V193ZM160 192V194H159ZM165 192V193H164ZM168 192V193H167ZM178 192V193H177ZM200 192V193H199ZM202 192V193H201ZM232 192V193H231ZM48 193V194H47ZM150 193V194H149ZM172 193V194H171ZM182 193V194H181ZM222 193V194H220ZM52 194V195H51ZM102 193H100L101 195ZM153 194V195H152ZM156 196H155V195ZM164 194V195H163ZM190 196H189V195ZM195 194V195H194ZM204 196H203V195ZM215 194V195H214ZM225 194V195H224ZM93 195V196H94ZM97 195V196H98ZM137 195H140V196H137ZM176 195V196H175ZM209 195V196H208ZM214 195V196H213ZM208 196V197H207ZM221 196V197H220ZM226 196V197H225ZM253 196V197H252ZM48 197V196H47ZM47 197L45 196V198L47 199ZM149 197V198H148ZM193 197V198H192ZM201 197V198H200ZM217 197V198H216ZM72 198V199H74ZM167 198V199H166ZM173 198V199H172ZM205 198V199H204ZM208 198V199H206ZM228 198V199H227ZM94 199V200H93ZM96 199V200H95ZM99 201H98V200ZM103 199V200H101ZM142 199V200H141ZM162 199V200H161ZM172 201H171V200ZM185 199V200H184ZM188 199V200H187ZM195 199V200H194ZM202 199V200H201ZM220 199V200H219ZM223 199V200H222ZM263 199V200H262ZM89 200V201H88ZM97 201L96 203H98L99 205L96 206L97 204L94 203L93 201ZM160 200V201H159ZM177 200V201H175ZM188 202H187V201ZM218 200V201H217ZM226 200V201H224ZM256 200V201H255ZM262 202H260V201ZM101 201V202H100ZM213 201V202H212ZM217 201V202H216ZM223 201V202H222ZM259 201V202H258ZM145 202V203H144ZM166 202V203H165ZM168 202V204H167ZM230 202V203H228ZM170 203V204H169ZM178 203V205H177ZM185 203V204H184ZM188 203V204H187ZM211 203V204H210ZM227 203V204H226ZM259 203V204H258ZM261 203H263L262 205H260ZM149 204V205H148ZM202 204V205H200ZM177 205V206H176ZM189 205V207L187 206ZM197 205V206H196ZM211 205V206H210ZM256 205V206H255ZM93 206V208H92ZM96 206V207H95ZM148 206V207H147ZM154 206V207H152ZM165 206V207H164ZM183 206V207H182ZM263 206V207H262ZM146 207V208H145ZM168 207V208H167ZM178 207V208H177ZM186 207V208H185ZM85 208V207H84ZM92 209V212H91V209ZM150 208V209H149ZM159 208V209H158ZM170 208V209H169ZM187 209V210H186ZM99 210V211H98ZM156 210V211H155ZM175 210V211H173ZM179 210V211H178ZM206 210V212H205ZM94 211V212H93ZM151 211V212H150ZM255 211H257V213H261L260 214H257ZM98 212V213H97ZM156 212V213H155ZM165 212V213H164ZM205 212V213H204ZM252 212V213H251ZM91 213H92V216H91ZM98 215H97V214ZM118 213V215L116 216L115 214ZM122 214V216H120V214ZM164 213V215H163ZM174 213V214H173ZM176 213V214H175ZM202 213L204 215H202ZM90 214V215H89ZM97 215L98 218H95L97 216H93V215ZM100 214V215H99ZM172 215V216H169V215ZM201 214V215H200ZM207 214V217L205 216ZM252 214V215H251ZM255 214V215H254ZM257 214V215H256ZM66 216H68V214H65ZM139 215V216H138ZM142 215V216H141ZM156 215V216H154ZM162 215V216H161ZM189 215V216H188ZM251 215V216H250ZM77 216V217H76ZM80 216V217H79ZM88 216V217H87ZM91 216V217H90ZM150 216V217H149ZM161 216V217H160ZM178 216V217H177ZM197 216V217H196ZM203 216L201 219L200 217ZM257 216V217H256ZM259 216V217H258ZM263 216V217H262ZM100 217V218H99ZM143 217V218H142ZM148 217V218H147ZM169 217V218H168ZM177 217V218H176ZM183 217V218H182ZM206 217V218H205ZM255 217V218H254ZM38 218V216H37ZM120 218V219H119ZM141 218V219H140ZM186 218V220H185ZM204 218V219H203ZM253 218V219H251ZM39 219V218H38ZM74 219V220H72ZM77 219V220H78ZM89 219V220H88ZM155 219V220H154ZM251 220L250 221H248ZM256 219V220H255ZM261 219V220H260ZM263 219V221H262ZM37 219H33L32 220V223L30 226H28V230L26 231L25 229V233L27 234V232H29L27 235L25 233H23L25 235V238L24 240L21 242V244H24V247L27 246L30 247V248H27L29 249V251H25L24 249V252L25 254L28 256V253L30 255L31 258L28 259V257L25 255L24 257L29 260L27 261L28 263L27 264H43L40 262V259L42 258L41 256L42 255H45V248L43 247V243H42V233L40 234L41 232V228L40 226L36 227L34 226L35 224V221ZM97 220H99L97 222ZM123 220V221H121ZM151 220V221H150ZM198 220V221H197ZM102 221V222H101ZM144 221V222H143ZM185 221V222H184ZM202 221V222H201ZM253 221V222H252ZM255 221V222H254ZM262 221V222H261ZM34 222V223H33ZM37 222V221H36ZM92 222V220L90 221ZM100 222V223H99ZM122 222V223H121ZM127 222V223H126ZM138 222V223H137ZM140 222V224H139ZM147 222V223H146ZM159 222V223H158ZM172 222V223H171ZM192 224H191V223ZM198 222V223H197ZM250 222V223H249ZM75 223V222H74ZM74 223H69V226H71L73 228V225ZM98 223V224H97ZM178 223V224H177ZM184 223V224H182ZM187 223V225H185ZM247 223H248V226H247ZM254 223V224H253ZM71 224V225H70ZM73 224V225H72ZM173 224V225H172ZM175 224V225H174ZM194 224V225H193ZM202 224V225H201ZM99 225V226H98ZM127 225V226H126ZM128 225L130 226V228H132V231L129 233L128 232ZM146 225V226H145ZM151 225V226H150ZM179 225V226H178ZM184 225V226H183ZM192 225V227H191ZM255 227H254V226ZM133 226V227H132ZM156 226V227H155ZM174 226V227H173ZM176 226V227H175ZM246 226V227H245ZM30 227V228H29ZM33 227V228H32ZM70 227V229H72ZM128 227V228H127ZM147 227V228H146ZM151 227V228H149ZM178 227V229H177ZM191 227V228H190ZM197 227V228H196ZM199 227V228H198ZM203 227V228H202ZM236 227V226H235ZM242 227V228H240ZM245 227V229H244ZM251 227V228H249ZM38 228L40 229V231L38 230ZM155 230H154V229ZM164 228V229H162ZM230 228H232L231 231ZM143 231H142V230ZM147 229V230H146ZM179 229H180V233H179ZM197 229V230H196ZM234 229V230H233ZM238 230V231H235V230ZM257 229V230H256ZM33 230V231H32ZM136 230V231H135ZM145 230V231H144ZM152 230H153V235L155 234L156 237L160 236L161 238H164V241L163 244L165 243L166 245H162L161 247H163L164 249H169V250H172L170 251V253L172 252V256L170 259L169 257L167 258L166 256L162 258L166 259H158V257H161V255L156 251V249L154 248V245L151 244L150 242H152V238L155 237V236H151V240H150V235H152ZM161 230V231H160ZM194 230V231H192ZM245 230V231H244ZM249 230V231H247ZM103 231V232H102ZM139 231V232H137ZM151 232V234H148L147 236V241H141L143 240V236L145 237L148 233V232ZM187 231V232H186ZM202 231V232H201ZM244 231V232H243ZM252 231V232H251ZM259 231V233H258ZM37 232V233H36ZM78 231H74L72 234L73 238L75 237H78L79 234H80V231L77 233ZM141 232V233H140ZM146 232V233H145ZM149 232V233H150ZM159 232V233H158ZM174 232V233H173ZM178 232V233H177ZM183 232V233H182ZM199 232V233H198ZM240 232V233H239ZM256 232V233H255ZM158 233V235H157ZM195 233V234H194ZM242 233V234H241ZM250 235H249V234ZM255 233V234H253ZM131 234V235H130ZM175 234L177 236H175ZM187 234V236H186ZM194 234V235H193ZM234 234V235H233ZM262 234V235H261ZM78 235V236H77ZM143 235V236H142ZM162 235V236H161ZM179 235V236H178ZM181 235V236H180ZM207 235V236H206ZM232 236L233 238L229 237V236ZM129 236V237H128ZM131 236V237H130ZM137 236H139L137 238ZM166 236V242H165V237ZM172 236V237H171ZM174 236V237H173ZM194 236V237H193ZM200 236V237H199ZM203 236V237H202ZM181 237V238H180ZM186 237V238H185ZM229 237V238H228ZM102 238V239H100ZM105 240H104V239ZM143 238V239H142ZM160 238L159 241H161L162 239ZM195 238V239H194ZM205 238V239H204ZM208 238H210V240H208ZM228 238V239H227ZM237 240H234L233 242V239H236ZM239 238V239H238ZM249 238V239H248ZM37 239V240H36ZM141 239V240H140ZM154 239V238H153ZM177 241L175 242L174 241ZM183 239V240H182ZM199 239V240H198ZM214 239H217L218 242L215 240V242L217 243H214ZM226 239V240H225ZM230 239V240H229ZM232 239V241H231ZM254 239V241H253ZM262 239V240H261ZM77 240H80L78 238H74V240H71V243L69 241V244L70 245V248H69V255H68V260H69V264H79L77 259H81L79 258V256H76L75 255H78L80 252V246H79V243L80 241L78 242ZM130 240V241H129ZM158 240V239H157ZM195 240V241H194ZM202 240V241H201ZM206 240H208V248L206 249L205 251V254L202 252V253H196V251H199L200 250V245L203 244ZM221 240V241H219ZM246 240V241H245ZM256 240H259V243L262 245V251H263V254L260 255L259 253H257V251H255L257 249V241ZM260 240L263 242H260ZM72 241H76V242H72ZM127 241L129 242V245H130V248L128 247V243ZM139 241V242H138ZM154 241L158 244L160 243V245L162 244V242H158L156 241V239H154ZM153 241V242H154ZM180 241V243L178 242ZM193 241V242H191ZM197 241V242H196ZM230 241V242H229ZM236 241V243H235ZM30 242V243H29ZM147 242V243H145ZM170 242V243H169ZM186 242V243H185ZM202 242V243H201ZM207 242V241H206ZM220 242V243H219ZM257 242V243H256ZM145 243V246L144 244ZM154 243V244H156ZM178 243V244H177ZM231 243V244H230ZM233 243V244H232ZM241 243V244H240ZM28 244V245H27ZM147 244V245H146ZM173 244V245H172ZM210 244V245H209ZM230 244V245H229ZM236 244V245H235ZM253 246H251V245ZM81 245V243H80ZM127 245V246H126ZM170 245V246H169ZM182 245V246H180ZM187 245V246H185ZM226 245V246H225ZM241 245V246H240ZM256 245V246H255ZM23 246V245H22ZM138 246V247H137ZM143 246V247H142ZM153 246V247H152ZM159 246V245H157ZM166 246V247H165ZM184 246V247H183ZM220 246H223L220 248ZM245 246V248H244ZM249 246V247H248ZM256 248H255V247ZM109 247V248H108ZM149 247V249H148ZM178 247V248H177ZM194 247V248H192ZM227 247V248H226ZM231 247V248H230ZM233 247V248H232ZM247 247V248H246ZM251 247V248H250ZM44 248V249H43ZM76 248V249H75ZM79 248V249H78ZM128 248V249H127ZM143 248V249H142ZM154 248V249H153ZM198 248V249H197ZM210 248V249H209ZM226 248V249H224ZM255 248V249H253ZM77 250L79 253L78 254H75ZM81 249H82V245H81ZM129 249H130V252H129ZM195 249V250H194ZM232 249V250H231ZM237 249V250H235ZM244 249V250H243ZM33 252H32V251ZM128 250V252H126ZM146 250V251H145ZM168 250V251H169ZM231 250V251H230ZM251 250V251H250ZM72 251V252H71ZM75 251V252H74ZM103 253H102V252ZM138 251H141V252H138ZM144 253H143V252ZM154 251V252H153ZM177 251V252H176ZM191 253H190V252ZM228 251V252H227ZM241 253H240V252ZM243 251H244V254H243ZM249 251V252H248ZM261 251V252H262ZM116 252V253H115ZM150 254H149V253ZM153 252V253H151ZM157 252V253H156ZM212 252V253H211ZM225 252V253H224ZM238 252V253H237ZM252 252V253H251ZM256 252V253H255ZM34 253V254H32ZM41 253V255H40ZM84 253V252H82ZM101 253V254H100ZM115 255H114V254ZM143 253V254H141ZM148 253V254H147ZM183 253V254H182ZM219 253V254H218ZM224 253V254H223ZM233 253V254H232ZM73 254V255H72ZM95 254V256H96ZM100 254V255H99ZM106 254V255H105ZM127 254L130 256V260L129 261V256H127ZM156 254V255H155ZM185 254V255H184ZM193 256L191 257L190 256ZM200 254V255H199ZM210 256H209V255ZM229 254V255H228ZM243 254V255H242ZM158 255V256H157ZM175 255V256H174ZM188 255V256H187ZM240 255V257L238 256ZM73 256L75 257V259L73 260ZM94 256V257H95ZM96 256V257H97ZM112 256V257H111ZM151 256V257H150ZM153 256V258H152ZM157 256V257H156ZM208 256V258H207ZM225 256V257H224ZM243 256V257H242ZM263 256V257H262ZM35 257V258H33ZM116 257V258H115ZM141 257V258H140ZM148 257H150L148 259ZM184 259H183V258ZM191 257V258H190ZM203 257V258H202ZM33 258V259H32ZM38 258V260H37ZM71 258V259H70ZM89 258V256H87V259ZM90 258L92 259V257L90 256ZM89 258V260H91ZM108 258V259H109ZM145 258V259H144ZM189 258V260H188ZM205 258V259H204ZM228 258V259H227ZM235 258V259H234ZM238 258V260H237ZM261 258V259H260ZM112 259L115 261H112ZM119 259V260H118ZM144 259V260H143ZM154 259V260H153ZM179 259V261H178ZM186 259V260H185ZM194 259V260H193ZM211 259H212V262H211ZM214 259V260H213ZM230 259V260H229ZM244 261H243V260ZM34 262H32V261ZM71 260V261H70ZM77 262H76V261ZM107 260V259H104L103 262ZM127 260V261H126ZM148 260V261H147ZM152 260V262H151ZM204 260V261H203ZM220 260V261H219ZM261 260V261H260ZM86 261V262H85ZM109 261V260H107ZM106 261V262H107ZM121 261V262H120ZM155 261V262H153ZM163 263H162V262ZM165 261V262H164ZM167 261V262H166ZM170 261V262H169ZM173 261V262H172ZM187 261V262H186ZM230 261H233V262H230ZM236 261V262H234ZM30 262V263H29ZM54 262V263H53ZM89 261L88 260H84L82 262V264H87ZM101 262V263H103ZM109 262V263H110ZM175 262V263H174ZM190 262V264H191ZM200 262V263H199ZM205 262V263H204ZM210 262V263H209ZM90 263V262H89ZM88 263V264H89ZM26 264V263H25ZM100 264V263H98Z\"/></svg>", "mask_w": 264, "mask_h": 264}, {"label": "crops", "instance_id": "3", "mask_svg": "<svg viewBox=\"0 0 264 264\" xmlns=\"http://www.w3.org/2000/svg\"><path fill=\"white\" fill-rule=\"evenodd\" d=\"M126 87H127L129 92H135L136 91V89H135L136 85L134 84V80L132 79V77H130V79L128 80Z\"/></svg>", "mask_w": 264, "mask_h": 264}]
</instances>
